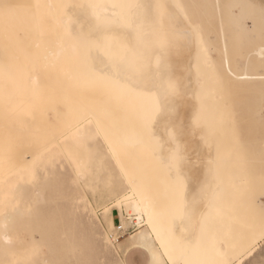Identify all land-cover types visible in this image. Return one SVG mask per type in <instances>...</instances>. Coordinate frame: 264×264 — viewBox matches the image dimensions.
<instances>
[{"label": "rangeland", "instance_id": "obj_1", "mask_svg": "<svg viewBox=\"0 0 264 264\" xmlns=\"http://www.w3.org/2000/svg\"><path fill=\"white\" fill-rule=\"evenodd\" d=\"M167 1L174 7L179 3L183 5L190 3L189 0ZM230 1L225 3L230 6ZM13 2L15 1L0 0V4L12 6ZM146 2L147 5L150 4L149 6L154 5L153 11L156 4H160V0ZM16 5L18 6V2ZM237 9L238 7H232L233 13L239 16ZM12 10L8 15H0V27H3L0 29V46L8 43V39L4 38L5 33L12 39L14 19ZM206 10L212 11L209 5ZM260 14L259 10H255L247 21L241 22L238 27H224L226 34L228 33L227 37H230V53L234 67L241 66L247 52L257 45L264 44V21L259 20L262 17ZM209 26L143 27V40L150 39L151 30L158 37L157 44L160 45L161 54L157 67L161 79L166 85L169 80L176 82L183 93L181 109L187 111L189 116L188 120L183 121L185 128L201 109L202 91H210L213 87L212 71L202 59L203 47L209 48L210 63L224 76L230 92L228 100L231 109L230 119H221L219 115L221 106L215 96H205L203 97L205 111L212 122V127L204 131L198 130L195 137L182 135L177 141L185 155L182 167L185 183L184 201L190 212L195 201L194 214H177L174 219H165L159 223L161 229L170 232L176 240L199 238L197 255H204L195 256L194 260L203 256L206 260L231 258L233 253L239 250L241 240L255 232L253 250L248 251L241 259L243 264H264V240L259 238L261 212L264 211V90L243 88L226 76L219 51L221 49L219 33L223 27H220L219 18L214 12ZM207 35L211 38L210 42L213 40V45L209 38H206ZM253 61L254 59L250 67L252 70L257 66ZM4 64L11 65L10 61H3ZM204 85L207 89L203 87ZM261 108L263 113L259 111ZM115 111L113 110V113L119 112L118 116H123L125 112ZM135 123L134 119L128 118L124 127L122 121L114 127L127 136L130 132L139 130L137 127L139 125ZM173 123L178 122L165 123L167 124L164 126L167 129L165 130L171 132ZM93 125L91 127L95 137L86 139L83 145L86 146V151L94 152L97 158L93 162L92 171L86 177L77 179L74 164L76 158L61 151L34 161L33 170L25 177H18L20 187L16 194L0 202V264H65L66 261L77 259L94 260L99 264H117L129 259L134 260L136 264H148L150 252L147 249L137 248L129 255L128 249L119 247L122 241L146 228L144 219L139 224L138 216L132 211V216L127 219L128 228L120 234L118 242L110 244L103 223L102 209L86 194V185L99 179L113 180L127 186L128 178L121 171L123 168L130 176L134 175L132 177L137 183L152 188L154 194L157 193L158 204L163 205L170 194L161 182L163 173L160 167L158 171L156 170L159 163L148 154L146 148L123 149L119 146L125 150L123 154L126 151L129 154L126 153L122 158L114 156L113 147H110L102 130L98 133ZM166 131L162 140L168 137ZM203 135L209 137L208 143L201 139ZM57 144H62V140H57ZM175 147L176 144H166L164 149L168 153L170 148ZM149 163L153 167L145 165ZM153 171L162 173L160 175L162 177ZM142 174L148 175L143 177ZM202 187L208 189V195H201ZM85 200L87 205L84 204ZM18 208L21 211L17 210ZM114 214L119 220L118 208ZM124 216L129 217L127 208L124 210ZM201 217H207L208 223L203 234L198 235L196 229L200 228ZM184 224L187 225V232L180 229ZM168 225L170 227H166ZM173 226L175 230H171L174 229ZM4 233H17L20 237L17 241L18 246L16 242L4 245ZM23 244L26 247H22ZM175 248L177 250L173 251ZM180 248L174 246L171 249L172 253L176 255ZM73 249L77 251L74 253ZM155 249L159 253L161 250L162 259L170 264L167 256L163 255L165 250L160 247L158 240L155 242Z\"/></svg>", "mask_w": 264, "mask_h": 264}, {"label": "bare ground", "instance_id": "obj_2", "mask_svg": "<svg viewBox=\"0 0 264 264\" xmlns=\"http://www.w3.org/2000/svg\"><path fill=\"white\" fill-rule=\"evenodd\" d=\"M14 1L13 36L11 39L5 33L8 43H1L3 46H0V202L16 194L20 187L18 177L27 176L33 170L34 161L40 158L64 151L87 165L88 173L92 171L97 156L86 151L83 143L95 137L93 124L95 131L99 133L102 130L105 139L116 148L117 156L122 158L128 152L123 154L124 147L121 149L118 144L126 136L115 128L119 121H122L123 127L128 118L139 125L138 114L159 103L164 105V114L154 125L157 137L163 139L165 136V123L179 122L176 118L169 119L172 105L164 100L167 85L158 73L161 54L158 37L151 30L150 39L143 40V27H210L214 12L220 27H223L219 33V51L226 76L243 88L264 90V44L247 52L241 66L234 67L230 37L224 29L238 27L255 10L260 11L262 17L259 20L264 21V0H231L230 6L225 3L229 0H189L187 5L179 3L175 7L167 0H160L154 11V5H147L146 0ZM208 5L211 12L206 10ZM232 7H238L239 16L233 13ZM206 38L210 42V36ZM210 43L213 45V40ZM252 59L257 65L253 70L250 68ZM3 61H10L11 65H3ZM104 81H115L118 87H109ZM182 103L177 113L184 121L189 116L181 109ZM113 110L125 112L123 116H118L119 112L113 113ZM259 111L263 113L262 108ZM60 139L62 144L58 145L57 140ZM162 154L168 153L164 149ZM160 172L155 173L160 176ZM142 175L146 177L148 174ZM133 211L139 219L134 208ZM146 218L143 216L146 228L133 235H139L138 243L152 244L160 255L161 250L159 253L155 249L156 235ZM157 226L160 227V223ZM186 226L180 227L182 232H187ZM200 232L198 227L196 233L200 235ZM3 237L4 245L16 242L18 246L20 237L17 233H4ZM130 237L119 247L126 248L123 246ZM180 249L176 255L171 250V259L166 255L170 264L173 261L185 264L198 256ZM201 258L205 260L204 256Z\"/></svg>", "mask_w": 264, "mask_h": 264}, {"label": "snow or ice", "instance_id": "obj_3", "mask_svg": "<svg viewBox=\"0 0 264 264\" xmlns=\"http://www.w3.org/2000/svg\"><path fill=\"white\" fill-rule=\"evenodd\" d=\"M12 5L0 4V15H8L12 10ZM209 48L207 46L202 48V59L210 67L212 71L213 87L210 91H202V103L200 111L192 118L190 124L185 128L182 118L178 117L177 108L183 99V93L179 85L169 80L164 93V100L169 105H172L169 112V119L176 118L178 123L172 124V131L168 133L166 140H162L156 136L154 132L155 122L164 114V105L156 104L150 109L138 114L139 130L131 135L124 136L118 141L121 147H133L140 149H147L148 154L156 159L160 165L163 173V184L170 194L167 197V202L163 205L158 204L156 195L152 189L145 187L143 184L137 183L135 179L128 174L123 168L121 171L128 178V185L124 186L122 183L118 184L113 180H93L86 185V194L90 196L102 209V218L105 231L109 237V243L118 242L120 234L125 232L128 228L127 219L130 218L133 208L139 214L138 222L142 221L143 216L148 217V223L152 226V231L156 235V239L160 242V247L164 249L163 255H168L171 259V249L178 245L186 251L193 254L199 252V238L194 237L190 240H176L174 235L167 232L160 227L158 223L165 219H174L177 214L179 215H192L195 212V201L193 208L190 212L184 201V176L182 167L185 161V155L181 150L178 139L185 134L195 137L197 131H204L210 129L212 122L208 119L205 111L203 97L211 95L217 98L218 104L221 106L219 113L221 119L231 118V109L228 104L229 100V84L224 76L216 70L215 66L210 63L208 57ZM109 87H118L115 81H104ZM201 139L208 143L209 137L207 135L201 136ZM166 144H176L174 149H169L167 155H163V150ZM110 147L112 144L110 143ZM113 155H117L116 148L113 147ZM74 164L77 170V179L88 175V166L80 160H75ZM103 164L101 163V168ZM201 195H208V189L201 188ZM87 205V200L84 201ZM120 209L119 220L114 219L115 209ZM125 208L129 211V217L124 216ZM208 223L207 217H201L200 229L201 234L205 231ZM259 238L264 240V211L261 212ZM139 235L131 236L126 241L123 247L128 249L129 255L137 248H146L152 253V259L148 264H168L158 255L153 249L152 244L138 243ZM146 239V238H145ZM256 234L253 232L249 236L243 238L238 246L239 250L234 252L231 258L221 260H187L185 264H243L241 257L246 255L252 247L255 246ZM77 250L73 249L75 253ZM65 264H99L98 261L88 259H77L66 261ZM117 264H136L134 260L125 259L124 261L117 262ZM173 264H176L173 261Z\"/></svg>", "mask_w": 264, "mask_h": 264}, {"label": "crops", "instance_id": "obj_4", "mask_svg": "<svg viewBox=\"0 0 264 264\" xmlns=\"http://www.w3.org/2000/svg\"><path fill=\"white\" fill-rule=\"evenodd\" d=\"M114 219H115V220H118L117 217L115 216V214H114Z\"/></svg>", "mask_w": 264, "mask_h": 264}]
</instances>
